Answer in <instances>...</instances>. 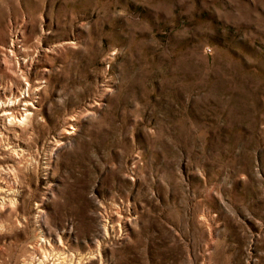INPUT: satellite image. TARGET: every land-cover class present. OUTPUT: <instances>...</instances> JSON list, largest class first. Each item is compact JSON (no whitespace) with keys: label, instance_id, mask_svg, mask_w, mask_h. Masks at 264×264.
Listing matches in <instances>:
<instances>
[{"label":"rangeland","instance_id":"1","mask_svg":"<svg viewBox=\"0 0 264 264\" xmlns=\"http://www.w3.org/2000/svg\"><path fill=\"white\" fill-rule=\"evenodd\" d=\"M0 188V264H264V0H0Z\"/></svg>","mask_w":264,"mask_h":264},{"label":"bare ground","instance_id":"2","mask_svg":"<svg viewBox=\"0 0 264 264\" xmlns=\"http://www.w3.org/2000/svg\"><path fill=\"white\" fill-rule=\"evenodd\" d=\"M44 71V70H43ZM10 72H12V71H10ZM45 75V74H44ZM25 78V77H24ZM41 84V82H36V85H40ZM39 88L40 87H38V86H34V88H33V90H32V92L33 93H35L36 94V92H38L39 91ZM22 90V89H21ZM25 91V90H24ZM27 91V93H28V91H29V89H27L26 90ZM21 92V94H20V96L18 97V96H15V97H13V101H12V103H10V104H13L14 102H16L17 100L18 101H21V102H23V106H24V109L22 110V111H16V113H14V114H12V113H10V114H8V115H10L11 117L8 119V123H12V122H15V123H17V124H23L28 118H29V115H30V113H28L29 112V110L31 109V108H33L32 107V104L30 103V101H28V100H26L25 98H23V97H21L22 96V94L24 93V92H22V91H20ZM20 98V99H19ZM6 120V119H5ZM73 120L71 119V120H69V122H72ZM20 127V126H19ZM68 130H74V127H73V125H71V124H69L68 125ZM66 134H71L70 132H68V131H64ZM4 147H6V146H4ZM7 150H9L8 152H9V155L11 156V157H13L15 160H17L18 161V159H20L21 157H22V155H23V149L22 148H20V146L19 145H12L11 144V146L7 149ZM50 160V159H49ZM50 163V162H49ZM13 175H15L14 174V172L12 173H8V178L6 179L7 181H5L4 182V184H5V187H6V190L8 191V192H12V190L14 191V190H16L15 189V185H16V183H15V181L16 180H14L12 177H13ZM9 178L11 179V180H9ZM16 179V178H15ZM50 185V184H49ZM4 186V185H3ZM4 187V188H5ZM4 190V189H3ZM0 191H2V188H0ZM9 196V194H7V199H6V197H2L1 199H0V211L1 210H4V208H5V206L7 205L9 208L10 207H13V205H15V202L13 201V199L11 198V196L10 197H8ZM38 213H40L41 214V212L40 211H37ZM127 221V220H126ZM124 224V223H123ZM42 240V239H41ZM40 240V241H41ZM39 242V241H38ZM60 243V242H59ZM56 253H57V258H56V260L57 261H59L57 264H68V261H71V257H69V255L68 254H66V252H64V250H62V248H59V247H57L56 248ZM53 252H54V250H53V246H51L49 243H48V241L47 242H44V243H35L33 246H31L30 248H29V254L28 255H30V256H39V262H38V264H46L45 262L47 261L48 262V258L51 256V258H54L56 255H54L53 254ZM26 257V256H25ZM61 257V258H60ZM92 257V256H91ZM55 260V259H54ZM51 263H53V260L51 261ZM71 263V262H70ZM28 264H31V262L30 263H28ZM72 264V263H71Z\"/></svg>","mask_w":264,"mask_h":264}]
</instances>
